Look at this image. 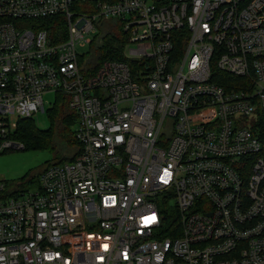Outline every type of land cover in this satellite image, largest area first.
<instances>
[{"label": "built area", "instance_id": "1", "mask_svg": "<svg viewBox=\"0 0 264 264\" xmlns=\"http://www.w3.org/2000/svg\"><path fill=\"white\" fill-rule=\"evenodd\" d=\"M48 92L79 148L0 176V264H264V0H0V154Z\"/></svg>", "mask_w": 264, "mask_h": 264}, {"label": "rangeland", "instance_id": "2", "mask_svg": "<svg viewBox=\"0 0 264 264\" xmlns=\"http://www.w3.org/2000/svg\"><path fill=\"white\" fill-rule=\"evenodd\" d=\"M116 22L117 24H115L113 29H111L110 31L117 34L121 38V40L120 42L113 41V46L116 49L126 50L127 48H129V46L127 47V34L123 32L121 23L118 21ZM27 26L28 25L25 22H20L19 27L23 28ZM100 33L101 31L99 32L98 30L96 34H91V38H94L93 42L91 44H86L82 48H79V52L88 53L90 51H94L95 53H97V45L95 43V39ZM125 53L127 54L128 50H126ZM43 100L45 110H39L38 112L33 113L31 118L34 124L39 129L45 130L48 129L51 125L48 110L54 106L57 100V95L54 92L45 93L43 95ZM74 127L75 126L73 123L72 129ZM58 136L60 138L62 137L61 134H58ZM59 144L62 147V143ZM68 147H66V149L68 150L67 153L69 155H72L73 152L77 151L79 145L75 142L74 144H68ZM60 157V152H54L48 147H40L36 149H13L1 153L0 176L5 179L4 183L6 185V190L13 191L17 185L21 189L32 188L37 183L36 172L47 162L62 160L60 159Z\"/></svg>", "mask_w": 264, "mask_h": 264}, {"label": "trees", "instance_id": "3", "mask_svg": "<svg viewBox=\"0 0 264 264\" xmlns=\"http://www.w3.org/2000/svg\"><path fill=\"white\" fill-rule=\"evenodd\" d=\"M55 25L61 23L59 20H53ZM117 24L113 21L108 25L106 31H102L99 34V39L97 41V53L101 55L102 58L106 59H121L123 55L113 46V41L120 42L121 38L110 31L113 29L114 25ZM124 32V31H123ZM99 48V50H98ZM225 80H232L233 76L223 74ZM223 84V82H221ZM63 95L57 94L56 103L52 108L48 110L50 118V127L48 129H39L33 122L31 117L21 118L18 120L17 128L15 130L14 137L19 140L23 147L21 149H36L40 147H48L54 152H60L61 157L58 161L70 160L74 156L67 153L66 147L68 144H74L75 140L73 137L72 124L74 123V115L68 110L66 103L63 100ZM58 134H61L60 138ZM59 143H62V147ZM69 148V147H68ZM71 152V151H69Z\"/></svg>", "mask_w": 264, "mask_h": 264}, {"label": "snow or ice", "instance_id": "4", "mask_svg": "<svg viewBox=\"0 0 264 264\" xmlns=\"http://www.w3.org/2000/svg\"><path fill=\"white\" fill-rule=\"evenodd\" d=\"M155 219H156L155 216L150 217V218H146V219H145V223H151V222H153Z\"/></svg>", "mask_w": 264, "mask_h": 264}]
</instances>
